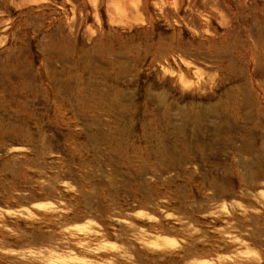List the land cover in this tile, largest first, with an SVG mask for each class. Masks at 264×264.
<instances>
[{
    "label": "rangeland",
    "instance_id": "1",
    "mask_svg": "<svg viewBox=\"0 0 264 264\" xmlns=\"http://www.w3.org/2000/svg\"><path fill=\"white\" fill-rule=\"evenodd\" d=\"M33 2L28 49L0 31V264H264V0Z\"/></svg>",
    "mask_w": 264,
    "mask_h": 264
},
{
    "label": "crops",
    "instance_id": "2",
    "mask_svg": "<svg viewBox=\"0 0 264 264\" xmlns=\"http://www.w3.org/2000/svg\"><path fill=\"white\" fill-rule=\"evenodd\" d=\"M35 9L36 2L33 0H0V22L7 20L5 25L0 24V31L6 29L4 34L8 36L5 46L18 51L29 48L31 38L35 35ZM55 32L48 24L42 35L50 36ZM14 61L16 59L7 62L13 63Z\"/></svg>",
    "mask_w": 264,
    "mask_h": 264
}]
</instances>
